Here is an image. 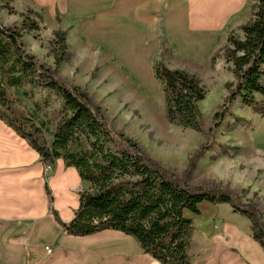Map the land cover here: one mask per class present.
<instances>
[{
	"label": "trees",
	"instance_id": "obj_1",
	"mask_svg": "<svg viewBox=\"0 0 264 264\" xmlns=\"http://www.w3.org/2000/svg\"><path fill=\"white\" fill-rule=\"evenodd\" d=\"M252 1L251 18L238 28L241 36L231 32L223 48V58L230 64L235 81L225 85L228 95L213 115L210 134L236 99L264 113V103L255 97L264 95V0ZM37 29L27 18L19 27L0 24V121L35 150L44 164L61 160L88 184L78 193V208L69 221L63 222L51 208L65 235L85 237L118 231L134 238L142 253L159 264H193L189 255L193 224L185 212L199 215L202 203L229 204L248 220L252 239L264 251V221L255 202L241 203L228 190L187 182L207 145L190 158L181 177L164 168L137 143L114 131L86 92L68 87L56 78L54 70L38 64L24 51L23 33ZM65 36V32L56 31L50 42L55 67L67 55ZM154 76L161 86L167 121L199 132L202 117L198 104L206 94L199 79L184 70L170 69L162 61L154 65ZM37 84L47 93L33 102L32 112H26L20 99L33 100ZM50 95L59 98V107L52 118L45 119V113L41 118L38 114L49 108ZM45 193L51 204L47 184Z\"/></svg>",
	"mask_w": 264,
	"mask_h": 264
},
{
	"label": "crops",
	"instance_id": "obj_2",
	"mask_svg": "<svg viewBox=\"0 0 264 264\" xmlns=\"http://www.w3.org/2000/svg\"><path fill=\"white\" fill-rule=\"evenodd\" d=\"M6 1L15 7L42 10L51 21L58 16L61 29L67 32L70 51L74 48L78 55H86L84 47L103 52L122 67L149 100L161 97L154 65L164 48L162 61L170 69L188 71L191 66L205 65L220 47L222 35L251 18L253 3L252 0ZM216 65L220 66L219 60ZM255 97L264 103V95ZM251 109L249 130L235 144L248 153L246 158L260 163L264 169V113ZM44 168L37 152L0 121V264H159L142 253L134 238L118 231L106 230L85 237L65 235L51 208L63 222L69 221L78 208V193L86 190L88 184L61 160L52 164L47 175ZM46 184L51 204L45 193ZM251 190L264 197V176ZM199 211V215L186 216L193 224L189 246L193 264H264V251L252 239L244 216L229 204L202 203ZM260 211L264 219V210Z\"/></svg>",
	"mask_w": 264,
	"mask_h": 264
},
{
	"label": "rangeland",
	"instance_id": "obj_3",
	"mask_svg": "<svg viewBox=\"0 0 264 264\" xmlns=\"http://www.w3.org/2000/svg\"><path fill=\"white\" fill-rule=\"evenodd\" d=\"M10 10L13 12L10 13ZM26 18L35 22L38 29L23 33L21 42L24 51L34 56L38 64L54 70L56 78L68 87H77L86 92L90 100L101 109L114 131L124 134L137 143L143 153L178 177L182 176L190 158L200 150L201 146L207 145L196 159L187 182L204 188L228 190L236 195L241 203L252 201L256 203L259 211L264 210V197L259 195V191L252 193L251 190L253 185L260 183L264 169L260 168V163L246 158L248 153L235 144L237 139L242 140L244 133L249 130L250 121L247 120L251 119L249 112L252 110L251 107L246 108L239 99H236L229 106L228 113L219 127L212 134L209 133L213 115L220 110L228 95L225 85L235 81L230 64L223 58L226 37L231 32H227L225 36L222 33L224 39L221 40L220 47L214 52L210 61L205 65L191 66L188 71L184 70L199 79L206 93L204 100L198 104L202 126L201 130L196 132L170 124L165 115L163 94L161 93V97L149 100L138 91L122 67L112 62L103 52L85 50L84 47L82 50L88 52L86 55H78L74 48L70 51L67 32L61 29L58 16L51 21L44 17L42 10L15 7L6 0L0 1L2 26L19 27ZM238 28L232 32L241 36ZM56 31L65 32L67 44V55L57 67L54 66L50 52V42ZM162 46H164L163 39ZM163 52L165 48L160 54L159 61H162ZM214 56H216L215 60L212 61ZM217 60L220 61L219 67L216 65ZM33 90L35 93L33 100L20 99L21 107L26 112H32L33 102L47 93V90L42 89L38 84ZM49 99V108H42L43 110L38 114L41 118L43 113L46 114L45 119L52 118V112L59 107V98L50 95ZM50 122L48 125L51 131L54 121ZM45 136L50 140L48 132ZM49 173L44 171L45 175ZM224 174L226 176H223ZM207 211L204 216H207ZM260 213L262 215L261 211ZM185 216H191V213L185 212ZM196 222L203 224L200 219Z\"/></svg>",
	"mask_w": 264,
	"mask_h": 264
},
{
	"label": "built area",
	"instance_id": "obj_4",
	"mask_svg": "<svg viewBox=\"0 0 264 264\" xmlns=\"http://www.w3.org/2000/svg\"><path fill=\"white\" fill-rule=\"evenodd\" d=\"M51 169H52V165L51 164H45V168H44L45 173L51 172ZM46 251L49 252V249L46 248Z\"/></svg>",
	"mask_w": 264,
	"mask_h": 264
}]
</instances>
